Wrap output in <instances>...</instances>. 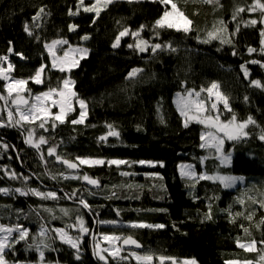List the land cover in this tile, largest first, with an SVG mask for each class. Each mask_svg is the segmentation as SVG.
<instances>
[{
	"label": "trees",
	"instance_id": "16d2710c",
	"mask_svg": "<svg viewBox=\"0 0 264 264\" xmlns=\"http://www.w3.org/2000/svg\"><path fill=\"white\" fill-rule=\"evenodd\" d=\"M173 2L192 21L190 32L156 26L170 7L159 0L113 1L99 16L79 9L78 0H0V57L9 58L2 62L3 67L7 68L9 62L14 65L10 77L28 80L30 95L57 88L63 79L70 78L75 81L72 89L87 104L82 124L71 123L81 111L74 100L75 110L67 115L66 122H55V127L53 121L44 128L39 127V121L22 127H0V188L10 190L0 193V225H21L29 230L25 240H19V234L12 237L11 247L4 252L8 264H140L99 259L95 238L101 234L135 237L143 245L140 252L155 259L194 258L197 264H228L234 260L263 263L264 140L260 137L264 136V87L251 83L259 80L264 85L262 13L248 11L255 0ZM41 8L44 11L34 19ZM238 8L245 11L233 19ZM77 9L78 14H69ZM252 19L258 23L248 24ZM26 24L32 35L25 31ZM72 25L76 26L74 30H70ZM214 27L224 28L221 39H209ZM125 28L130 34L113 47ZM136 32L138 36L131 34ZM85 36L89 38L83 39ZM139 39L148 42L147 51L128 47ZM58 40L67 41L65 49H88V55L80 56L78 66L71 71L52 67L46 45ZM155 44L163 47L153 52ZM249 48L256 51L249 53ZM253 60L260 63H251ZM41 65L46 66L43 83L36 84L29 77ZM242 65L248 69L247 77ZM133 69L142 71L129 78ZM5 82L0 77V93L7 96ZM213 82L228 98L231 111L223 103L216 110L209 105V116L218 114L222 122L233 115L237 122L249 116L255 121L245 129L248 136L226 141L231 164L221 163L215 149L200 147L201 134L211 128L192 119L185 127L186 118L175 103L177 93L186 94L191 89L205 90L196 97L201 100ZM9 108L10 100L6 104L0 99V120L5 125ZM108 125L119 136H107ZM30 129H35V139L44 136L48 143L40 149L26 143ZM103 136L107 139L101 140ZM49 147H56L55 155H48ZM56 155L74 161L82 157L127 163L81 165L73 171ZM140 161L154 162L155 166ZM182 165H191L196 175H182V170L190 171ZM11 172L17 178H12ZM61 173L81 178L65 179ZM203 173L243 175L247 181L226 188L220 181L200 179ZM84 175L97 179L99 185L91 186L82 179ZM15 189L56 192L58 198L45 199L31 192L22 195ZM81 199L90 209L79 203ZM209 209L211 219L206 218ZM78 218L83 219L89 234L83 236L78 248H73L57 237L56 229L69 232ZM134 223L164 227H132ZM42 228L47 229L46 236L40 235ZM253 239L257 242L255 252L237 243Z\"/></svg>",
	"mask_w": 264,
	"mask_h": 264
},
{
	"label": "snow or ice",
	"instance_id": "6c2138e0",
	"mask_svg": "<svg viewBox=\"0 0 264 264\" xmlns=\"http://www.w3.org/2000/svg\"><path fill=\"white\" fill-rule=\"evenodd\" d=\"M160 3L164 5H171L170 10L164 11L162 14L161 18L156 21V26L159 28H174L178 31H184V32H190L192 21L184 15L182 11L179 10L178 6L176 3L173 2V0H159ZM207 3H213V0H205ZM218 3V0H216ZM81 5L84 4V0H80ZM113 3V0H95V3L89 7H84V11L86 12H94L96 16H99L100 11L103 10V8H106L109 4ZM44 11L43 8L39 10L37 13V16L34 17V19H38L40 16V13ZM79 9H77V12H72L70 10V15H76L78 14ZM245 11L244 8H238L236 10V13L233 15V19L236 18V15H238L240 12ZM248 11L255 12V11H260L262 13V19L260 22H264V3H261V0H255V3L248 9ZM223 24V22H220ZM248 24L251 25H256L258 23L257 20L252 19L247 22ZM75 25L70 26V30L75 29ZM143 30V25L141 26L140 31ZM238 30V29H237ZM25 31L28 32L29 35H32V32L29 29V26L26 24L25 25ZM224 31V28L221 27L219 29L215 28L213 31L208 33L209 39H221L220 33ZM130 30L125 28L123 31L119 33V35L116 38L115 43L113 44V47H118L120 44V40L122 37L129 35ZM132 35L138 36L139 32L136 33H131ZM261 36L264 37V31L261 32ZM89 37L85 36L83 39H88ZM207 42V41H205ZM224 43H230V40H223ZM66 44L67 41H52L50 45H46V47L49 49V51L52 50L54 45L57 44ZM262 45H264V40L261 41ZM129 48L136 47L139 49L140 52H145L148 50V45L147 41H144L142 39L138 40V42L135 45H128ZM163 46L161 44H155L152 46V51L155 52L157 49H161ZM168 48H171V45H167ZM173 51L175 49H172ZM9 51L11 52L12 49L10 48ZM74 52L81 54V58L83 55H86L88 50L83 49V48H77L73 50ZM256 49L254 48H249L248 52L252 53L255 52ZM260 51L264 53V46L261 47ZM17 55L21 56L23 58L22 53H17ZM8 56H3L0 57V77H2L4 80L9 81L4 87L7 89V96L4 94L0 93V99L5 100L7 104V100L9 97H14L12 99V104L16 105L15 111H13L11 108L8 109L7 111V121L8 124L5 125L3 120H0V127L4 126H23L24 123L27 124H34L35 122L39 121V127L44 128L45 124L48 123V121L51 119L53 120V127H55V122H60L64 123L66 122V117L68 113L74 111V104L73 101L76 100L78 101L79 107L81 109L80 115L78 119L72 120V124H82L84 123L86 116H87V104L86 101L83 99H79L78 94L75 93V91L72 89V85L75 84V81H72L70 78H65L61 82V86H58L57 88H49L47 91L35 96L34 102L30 103L29 99L25 98L23 93L28 91L26 89V85L28 83V80L24 79H15L10 77V72L14 70V65H12L10 62L7 65V68L3 67V61H8ZM251 63L257 64L260 63L259 61H251ZM79 64L78 59L75 56H70L69 51H65L63 57L57 58L55 56V53H53V61H52V67L53 68H59L60 71L65 72V71H71L72 68L77 67ZM45 65H41L39 69L36 70L35 74L31 77H29L30 80L34 81L36 84H41L43 83V73L45 70ZM244 68V75L247 77L249 75L248 69L244 67L243 65L241 66ZM142 69H133L131 72H129L128 76L129 78L135 77ZM251 83L257 87H264V85L261 84L259 80H253ZM219 89V84L216 82H213L211 86L206 90L210 94L215 95L216 99L218 102H222L224 107L231 111L229 107V102L228 98L223 95V93L218 91ZM213 90H216L215 92ZM201 91H205L204 89H201ZM200 93L196 92L194 89L188 92V99L185 100L181 104V115L185 116V124L184 126H188V120H196L198 123L201 124H206L210 126L211 128H214L217 130V133H223V136L226 137L228 140L232 141H237L240 140L246 136H248V132L245 131L247 126L249 124H254L255 121H253L252 117H248L247 120L237 122V118L235 115L232 116L231 120L227 122H221L219 115L217 114L215 117L213 116H207L203 119L200 118L198 114L204 113L207 109L205 106L204 101L202 100H192L191 97L196 96L199 97ZM58 97V98H54ZM247 99V97H245ZM53 107H58L59 111L56 113H53L51 109ZM212 109L217 108V104L213 103L211 105ZM189 112H195L197 115H193L191 117L188 116ZM18 114V117L17 115ZM14 121V124H13ZM109 129V132L107 133V136H119V132L114 130L112 125L107 126ZM34 133L35 129H30L28 132V136L26 138V143L29 145L40 149L41 145L47 144L48 141L44 136H40L37 139L34 138ZM107 136H103L100 139L101 140H106ZM200 139L203 141L201 143L200 147L201 148H214L218 153H220V161L221 163H230L231 162V153H224L223 152V145H224V139L221 138L218 134H214L213 132H205L202 133L200 136ZM260 139L264 140V136H261ZM3 147L7 148L8 146L5 144ZM56 154V147H49L48 148V155L52 156ZM43 158V155L42 157ZM56 159L58 161H61L69 169H77L81 165H90V166H95V165H103L105 163H108L110 165H120V164H125L127 163L126 161L123 160H110V161H105L103 159H93V158H82V157H76L75 161H69L67 159H63L61 156L56 155ZM140 163H145L144 161H140ZM150 163V162H149ZM161 166L162 162H161ZM189 169L192 168L191 165L187 166ZM183 168V166H182ZM182 175H188V176H195L196 173L192 172L191 170L188 172H183L182 170ZM10 176L12 178H17L15 172H11ZM61 176L65 179L67 178H75V179H80L81 177H67L64 176L63 173H61ZM57 177L53 176L52 179H56ZM200 179H218L224 182V187H230L231 184L236 180V179H243L242 177L237 178V177H221V176H209V175H200ZM27 179V178H25ZM83 180L87 181L88 183L92 185H99V181L97 179L90 178L88 175H84L82 177ZM10 190L6 188H0V193H5L7 194ZM15 191L20 192L22 195H27L28 192H31L37 196H41L45 199H57V193L56 192H39L35 189H28V192H24L21 189H15ZM84 207L90 209V205L87 204L86 200L81 199L79 201ZM243 203V201H241ZM48 211H51V209H48ZM61 211L65 212L67 214V210L61 209ZM210 209H209V214L207 215V219H211L210 215ZM237 215H240L238 213ZM252 217L249 216L248 219H251ZM80 219V227L81 231L83 232H88L89 230L85 227L84 221L81 218ZM261 223H264V220L261 221ZM132 227H159L163 228L164 225H149V224H144V223H134L131 225ZM259 226V225H258ZM243 227V226H242ZM17 232L19 234V240H25L28 237V230L24 229L21 225H17L14 228L13 227H8L5 225H0V233H4V235H0V264H8V262L5 259L4 252L5 249L10 248L11 244L8 242L9 237H11L13 232ZM57 232L61 233L60 238L64 240L66 243L70 244L73 248H78V243L76 240H74L72 237H70L67 232H65L63 229H57ZM245 233H248L247 229H244ZM40 235L43 236L45 235V231L41 230ZM105 240H118L120 239L119 237L116 236H104ZM15 242H19L18 240ZM125 244H137V241L132 239V237H127L124 239ZM238 245L245 249L246 251L249 252H255L257 251L256 249V241L253 239L249 243H240L237 241ZM260 243L264 245V240H261ZM139 246V245H138ZM47 247V245H45ZM37 249L39 250V245H37ZM106 251V250H105ZM40 259L43 261V256L44 253L43 251L39 252ZM99 258L101 260H107V257L101 253H97ZM112 257H120L121 259H126V257H121V252L118 247L114 246V250L111 252ZM132 256L136 257L137 260L139 261H144L145 264H151V261L153 260V256L151 254H146L143 256H139L136 253H132ZM79 258V257H77ZM171 260L173 264H176L175 258L172 257H159V260L161 264L165 260ZM260 260L264 262V254L260 255ZM181 264H197V261L193 258L190 260H184L181 262ZM228 264H252L250 261H243V262H228Z\"/></svg>",
	"mask_w": 264,
	"mask_h": 264
},
{
	"label": "rangeland",
	"instance_id": "374dc122",
	"mask_svg": "<svg viewBox=\"0 0 264 264\" xmlns=\"http://www.w3.org/2000/svg\"><path fill=\"white\" fill-rule=\"evenodd\" d=\"M113 1H117V0H113ZM78 2H79V9H83L84 10V7H89V6H91V5H93L94 3H95V0H84V4L83 5H81V3H80V0H78ZM104 9V8H103ZM171 9V5H170V7L168 8V10H170ZM102 11V10H101ZM100 11V12H101ZM92 13H94V12H92ZM263 24H264V22H263ZM140 40V39H139ZM263 40H264V38H263ZM58 41H60V40H58ZM145 41V40H144ZM65 44H63V43H60V44H57V45H54L53 46V48H52V50L50 51V53H51V58H52V61H53V53H55V56L57 57V58H59V57H63V55H64V52L65 51H69L70 52V56H75L77 59L81 56V54H78V53H76V52H74L73 50L74 49H77V48H83V49H86L85 47H73V48H70V49H65L63 46H64ZM147 45H149L148 44V42H147ZM264 46V45H263ZM88 50V49H87ZM48 51H49V49H48ZM88 55V52H87V54L86 55H83V57H85V56H87ZM82 57V58H83ZM58 68V67H57ZM6 81V80H5ZM7 83H9V81H6L5 82V85L7 84ZM72 87V86H71ZM27 89V88H26ZM192 90V89H191ZM191 90H188L187 91V93L189 92V91H191ZM196 92H198V93H200V91H198V90H195ZM214 92L216 91V90H213ZM219 91V90H218ZM184 94L183 92H179V93H177L176 95H175V103H176V105H177V107H178V109H179V111L181 112V104L185 101V100H187L188 99V94ZM14 95L15 94H13V97H14ZM23 95L25 96V98H27V99H29V101H30V103H32V102H34V98H35V96H37V95H30L29 94V92L28 91H26L25 93H23ZM13 97H9L8 98V100H10V103H11V105H12V110L13 111H15V107H16V105H14V104H12V99H13ZM54 98H58V97H54ZM201 98V100L202 101H204V103H205V106H206V109H207V107L210 105V107H211V105L213 104V103H216L217 104V107H218V104H220V103H222V102H218L217 101V99H216V97H215V95H213V94H210L209 92H208V94H207V96H201L200 97ZM191 99L192 100H197V98H196V96H193V97H191ZM73 104H74V101H73ZM212 108V107H211ZM217 109V108H216ZM216 109H214V110H216ZM51 111L53 112V113H56V112H58L59 111V109H58V107H53L52 109H51ZM69 114V113H68ZM17 115V117H18V114H16ZM193 115H197V113H195V112H189L188 113V116L189 117H191V116H193ZM199 116H200V118L201 119H203V118H205V116L204 115H208L207 114V110L204 112V113H200V114H198ZM209 116V115H208ZM49 121H53V120H49ZM48 121V122H49ZM54 122V121H53ZM222 122V121H221ZM204 126L205 127H207L208 125H206V124H204ZM248 127V126H247ZM209 128H211L210 126H209ZM208 132H213L214 134H218L221 138H223L224 139V145H223V152L224 153H226V151H225V143H226V141L228 140L226 137H224L223 136V133H217V130L216 129H214V128H211V130H209ZM205 133V132H204ZM214 149V148H213ZM217 154H219L220 155V153H218L217 152ZM94 159V158H93ZM231 162H232V156H231ZM231 162L229 163V164H231ZM145 164L146 165H148V166H151V167H153V166H155V163L154 162H145ZM183 166V168L184 169H187V170H190L187 166H189V165H182ZM202 175H206L205 173H203ZM207 175H209V176H213V177H215V176H221V177H237V178H240V177H242L243 179H236L232 184H231V186L230 187H228V188H234V187H236V186H238L239 184H244V183H246V181H247V178L245 177V176H243V175H233V174H231V175H225V174H219V173H215V174H212V173H209V174H207ZM212 180H215V181H220L221 183H223L224 184V182H222L221 180H218V179H212ZM47 192H50V191H47ZM46 192V193H47ZM5 226H7V225H5ZM8 227H10V226H8ZM83 227H85V228H87L86 227V224H85V222H84V225H83ZM14 228V227H13ZM24 229H26V228H24ZM88 229V228H87ZM28 230V229H27ZM43 230L45 231V235H43V236H46L47 235V229L46 228H43ZM57 230V229H56ZM65 232H67V234L70 236V237H72L74 240H76V242L77 243H79L80 242V240L83 238V236H85V235H88L89 234V231L88 232H83V231H81V227H80V220L78 221V223L76 224V225H73L72 227H71V230L68 232L67 230H65V229H63ZM89 230V229H88ZM28 232H29V230H28ZM14 234H18L17 232H13L12 233V235H11V237H9V239H8V242L10 243V241H11V239H12V237L14 236ZM56 234H57V237L59 238V239H61L60 238V236H61V233H59V232H57L56 231ZM0 235H4V233H0ZM104 236H109V237H111V236H116V237H119L120 239H118V240H115V241H112V240H105L104 239ZM125 236H122V235H115V234H101V235H97L96 236V253H101V254H103V255H105L106 257H107V260H102V261H104V262H108L110 259H115V260H132V261H135V262H138V263H140V264H145V262L144 261H139V260H137L136 259V257H134V256H132V253H136L137 255H139V256H143V255H145V254H142L141 252H138V251H135V250H124V249H122V247H121V241H122V239L124 238ZM62 240V239H61ZM62 241H64V240H62ZM114 246L115 247H118L119 249H120V252H121V257H126V259H121L120 257H112L111 256V252L114 250ZM6 250V249H5ZM106 250V251H105ZM98 256V255H97ZM99 257V256H98ZM100 259V258H99ZM175 260H176V264H181V262L182 261H184V260H190V259H180V260H178V259H176L175 258ZM237 261H239V262H243V261H240V260H234V261H230V262H237ZM250 262H252V261H250ZM151 264H161V262H160V260H159V258H157V259H155L154 257H153V260L151 261ZM163 264H173V262L171 261V260H165L164 262H163ZM252 264H256V263H253L252 262ZM261 264H264V262L263 263H261Z\"/></svg>",
	"mask_w": 264,
	"mask_h": 264
},
{
	"label": "water",
	"instance_id": "95a60500",
	"mask_svg": "<svg viewBox=\"0 0 264 264\" xmlns=\"http://www.w3.org/2000/svg\"><path fill=\"white\" fill-rule=\"evenodd\" d=\"M69 161H74V160H69ZM64 166L66 167V168H68L67 167V165H65L64 164ZM81 167V166H80ZM80 167L79 168H77V169H71V170H73V171H78L79 169H80ZM87 182V181H86ZM88 183V182H87ZM88 184H90V183H88ZM91 186H96V185H92V184H90ZM93 234H94V232H93ZM127 237H132V236H127ZM127 237H125V238H127ZM124 238V239H125ZM124 239H122V241H121V247H122V249H124V250H135V251H138V252H140L142 249H143V245H142V243L139 241V240H137L135 237H132V239H134L135 241H137V244H131V243H129V244H125L124 243ZM139 245V246H138Z\"/></svg>",
	"mask_w": 264,
	"mask_h": 264
}]
</instances>
